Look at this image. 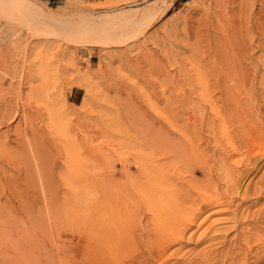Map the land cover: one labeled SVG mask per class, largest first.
Listing matches in <instances>:
<instances>
[{
  "label": "rangeland",
  "instance_id": "obj_1",
  "mask_svg": "<svg viewBox=\"0 0 264 264\" xmlns=\"http://www.w3.org/2000/svg\"><path fill=\"white\" fill-rule=\"evenodd\" d=\"M243 1L0 0V264H264V163L220 232L191 218L193 31Z\"/></svg>",
  "mask_w": 264,
  "mask_h": 264
},
{
  "label": "bare ground",
  "instance_id": "obj_2",
  "mask_svg": "<svg viewBox=\"0 0 264 264\" xmlns=\"http://www.w3.org/2000/svg\"><path fill=\"white\" fill-rule=\"evenodd\" d=\"M258 2L261 8L259 7V12L256 13L254 9ZM235 3L234 0L225 2L229 5ZM237 8V13L225 12L228 24L226 32L234 34V37L230 35L225 43L216 37L215 31L219 27L221 16L216 11L213 12L214 10L206 13V20L207 17L209 20L206 29L202 32L198 27L193 31L195 84L192 100V164L195 173L204 175L212 192L206 196L204 216H200L203 210L198 208L197 213L193 208L197 214H191V218L198 228L207 226V235L220 232L218 224L225 226L223 222L230 218L232 208L237 204L235 198L240 194V183L255 175L261 163H264V0L243 1L242 7ZM236 23H239V27H236ZM256 184L255 191L260 192ZM243 203L242 201V205ZM182 223L184 224L183 221ZM179 226H182L181 223ZM261 226L254 228V233H241L242 237L244 236L242 242H237L238 246L240 242H244V245L240 246H246L259 262L264 259V228ZM184 229L182 227L183 232ZM177 236L172 238V242ZM171 244L168 243V246L171 247ZM173 244L175 245V242ZM168 246L162 248L163 253ZM244 251L246 253V250ZM247 262L249 260L245 258L244 263Z\"/></svg>",
  "mask_w": 264,
  "mask_h": 264
},
{
  "label": "crops",
  "instance_id": "obj_3",
  "mask_svg": "<svg viewBox=\"0 0 264 264\" xmlns=\"http://www.w3.org/2000/svg\"><path fill=\"white\" fill-rule=\"evenodd\" d=\"M97 0H92V2H96Z\"/></svg>",
  "mask_w": 264,
  "mask_h": 264
}]
</instances>
